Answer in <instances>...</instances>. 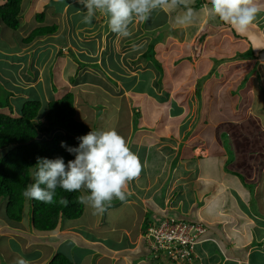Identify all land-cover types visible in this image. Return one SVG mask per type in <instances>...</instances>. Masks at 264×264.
<instances>
[{
  "label": "crops",
  "instance_id": "1",
  "mask_svg": "<svg viewBox=\"0 0 264 264\" xmlns=\"http://www.w3.org/2000/svg\"><path fill=\"white\" fill-rule=\"evenodd\" d=\"M75 5L85 14L77 0H22L20 27L5 32L10 45H0V51L26 70L38 51L54 45L49 58L59 93L52 83L47 89L54 99L73 94L75 119L87 126L86 134L110 128L121 134L138 155L141 172L129 183L126 199H114L103 214L85 206L86 221L61 218L54 229L37 230L26 204L17 225L0 223V264H14L17 257L47 264L57 252L76 264H164L147 258L151 254L144 238L145 226L164 215L207 227L205 237L211 240L197 245L202 264H264V12L241 34L210 18L203 11L207 0H194L197 19L183 26L186 38L178 40L179 34L166 31L163 38H154L152 57L145 58L150 41L145 36L163 21L146 27L134 22L132 36L121 38L99 15L92 29L72 24L69 8ZM42 11L40 23L35 15ZM172 11L175 16L184 9ZM0 23L3 38L6 26ZM165 23L163 27L169 25ZM44 24H56V32L23 43ZM171 26L182 28L174 20ZM71 28L89 30L83 48L94 52V61L81 66L73 60L70 54L82 50L74 44ZM23 58L25 64H19ZM157 60L163 69H157ZM82 67L83 75L76 79ZM37 70L44 72L43 67ZM145 71L151 74L147 81ZM37 80L27 82V88L36 87ZM237 94L242 102L236 101ZM224 136L232 143V154L227 155ZM123 215L131 217L129 224H118ZM108 231L120 232L126 244L120 245L121 236L117 244L107 243Z\"/></svg>",
  "mask_w": 264,
  "mask_h": 264
},
{
  "label": "clouds",
  "instance_id": "2",
  "mask_svg": "<svg viewBox=\"0 0 264 264\" xmlns=\"http://www.w3.org/2000/svg\"><path fill=\"white\" fill-rule=\"evenodd\" d=\"M85 14L82 22L91 24L97 15L106 18L107 27L121 38L132 36L130 25L145 22L153 12L183 8L174 17L177 26H190L197 19L191 5L194 0H77ZM203 11L212 19L231 25L238 33H247L257 15L264 12L259 0H207ZM135 45L133 50H135ZM77 147L61 142L75 158L65 161L37 157L32 174L33 183L22 192L26 199L45 204L55 202L57 188L67 192L86 190L78 201L90 208L93 214H103L114 199L124 201L128 185L140 175L141 162L126 139L115 129L91 130L77 138ZM67 203L66 200H61ZM14 264H29L23 257H17Z\"/></svg>",
  "mask_w": 264,
  "mask_h": 264
},
{
  "label": "trees",
  "instance_id": "3",
  "mask_svg": "<svg viewBox=\"0 0 264 264\" xmlns=\"http://www.w3.org/2000/svg\"><path fill=\"white\" fill-rule=\"evenodd\" d=\"M21 2L22 0H4L0 3V20L11 30L20 27ZM35 18L40 23L43 22L45 13L37 12ZM56 30V24L39 25L22 38V41L30 43L36 37L53 34ZM152 51L153 49H148L149 54H142V57L151 58ZM8 94L6 101L0 98V149L4 150L0 156V199L4 202L7 219L21 221L26 204L30 206L31 222L37 230H52L61 218L68 220L80 218L85 208V205L78 201V197L83 195L82 191L67 192L57 188L55 202L52 204L26 199L22 195L25 188L33 183L32 174L37 157L49 159L63 157L65 164L75 158L74 154L61 147V142L70 147H77L80 142L77 138L85 135L88 128L75 119L73 94L67 92L59 98L49 100L46 104L47 112L42 117L40 100L24 101L19 113L15 114L9 102L11 92ZM56 127L64 132L51 136V131ZM61 200H66L67 203H62ZM152 256L157 262L167 261L161 254ZM47 264L76 263L65 254L57 252Z\"/></svg>",
  "mask_w": 264,
  "mask_h": 264
},
{
  "label": "rangeland",
  "instance_id": "4",
  "mask_svg": "<svg viewBox=\"0 0 264 264\" xmlns=\"http://www.w3.org/2000/svg\"><path fill=\"white\" fill-rule=\"evenodd\" d=\"M74 5V4H73ZM78 5L75 6H70L69 11L72 12L73 15V22H71L72 24H78L79 27L83 26V15L84 13L80 10H78ZM196 12V11H194ZM180 13V12H179ZM197 13V12H196ZM174 12L172 10H168V11H164V10H158L152 13L150 19H148L147 21H145L144 26L146 27V25L148 23H151V25L159 23V22H164L166 21V23L164 25H167L165 27H163V22L162 24L160 23L159 26H155L152 31H150L149 33H147V35L145 37L150 38V41L148 42L147 46L148 49H153V44H154V38L156 39H161L163 38L166 33V31H168L169 33L173 32V34H179L178 36V40L180 39H185L186 38V34H187V30L186 28H184L183 26H181V30L179 31L178 28L173 29L172 25V20H174L173 16ZM202 15V14H201ZM201 15L199 17H201ZM74 20L76 22H74ZM94 18L91 24H84L87 26H89V29H92L93 25H94ZM1 24V23H0ZM4 26V25H3ZM4 28V35L3 38L0 36V45H4L5 47L9 48V43L7 41H10L9 37H5V32L8 34L11 32V30L7 27H3ZM74 28V27H73ZM72 29V37L74 39V44L76 45L77 49H81L82 52H73L70 55L74 58V61H77L79 65L84 66V63H89L91 61H94L93 56H94V52L92 50H89L87 48V46H85L83 48L84 45H86V40L85 39L87 33L89 32V30H79V28H76L75 30ZM163 28V29H162ZM78 29V30H77ZM183 29V30H182ZM183 32V33H182ZM186 32V33H185ZM89 34V33H88ZM188 35V34H187ZM201 38V35L199 37H197V40H199ZM58 41L63 40L62 37H60L59 39H57ZM94 39H91V43L93 42ZM94 44V43H93ZM88 47L91 46L90 43H87ZM54 48L55 46L52 44H48L43 51H38L35 55L36 59L34 60V64L32 66L31 63H29V65L26 67L25 69H22L20 65L17 66L16 63H14L12 61V57L10 56H6L4 55L3 52L0 51V98L4 99L6 98L7 95H9L8 93L11 92V97L12 100H9L10 103H12V109H13V113L18 114L21 106L23 104L24 101L27 100H32V99H38L41 101V117L44 116V114H46L47 112V102L51 99H54L55 95L53 94L54 92H50V90L47 89L46 85L52 83V88L55 89L56 91V95L59 93V91L57 90V88L55 87V83H54V71H53V60L50 62V58L52 57V55L54 54ZM87 53H86V52ZM197 52V51H194ZM193 52V53H194ZM148 54V53H147ZM198 54L196 53L197 56ZM27 56H25L26 58ZM29 57H32V55H29ZM23 58V61L19 64H25L26 59ZM193 59V58H191ZM105 63V61H103ZM116 62V61H115ZM137 67L141 66V63H143L142 60L137 59ZM28 63V62H27ZM26 63V64H27ZM116 65H118L117 63H115ZM154 64L156 65L157 69H159V67H161V69H163V67L160 65V63L157 61H154ZM99 67L101 65H98ZM98 66H95V68H98ZM40 67L44 68V72H42L41 74H37ZM116 69V68H115ZM83 67L81 68V70L78 72L76 79H79L80 77H82V71ZM143 76L146 77V80H148L149 76H151V74L147 71L142 73ZM217 75L219 76V71L217 72ZM39 79V80H37ZM37 80V85L36 87H29L27 88L26 83L27 82H35ZM132 81V79H130ZM128 80V81H130ZM162 80V79H161ZM127 81V82H128ZM201 82V80H199ZM160 84V83H158ZM144 86V85H141ZM52 89V90H53ZM245 91L241 92V95H244ZM237 94L235 96H237V102H242V100L240 99L241 95ZM11 99V98H10ZM60 132H64L61 128H54L50 135H56ZM222 140V143L225 144V148L227 149V155L232 154V149L229 148V145L232 144L229 142V140L227 139L226 136H224ZM258 145L256 143H254V147H257ZM4 152V150L0 149V156L1 154ZM84 193H86V190H84ZM87 194V193H86ZM4 202L2 201V199H0V223L1 222H7V223H11V224H18L14 221L8 220L5 212H4ZM27 210V209H26ZM128 214V213H127ZM110 216H115L116 213L114 212H110L109 214ZM82 220H87V215H83L81 216ZM120 221L118 222V224H122V225H126L129 224L131 221V217L128 218L121 216V218H119ZM62 220H66V219H62ZM92 221V220H91ZM80 222V221H79ZM104 225H110L109 223H105L103 222ZM106 226V227H107ZM106 235L109 236V240H107V243L109 244H117V240L119 239V237L122 235L120 232H113L111 233V231H108L106 233H104ZM118 241L122 242L120 245H124L126 244V240L124 238V236H121V239H119ZM81 243V242H80ZM74 244V243H73ZM152 254L147 258H149L151 261L153 260ZM164 264H170V263H166L164 262Z\"/></svg>",
  "mask_w": 264,
  "mask_h": 264
},
{
  "label": "built area",
  "instance_id": "5",
  "mask_svg": "<svg viewBox=\"0 0 264 264\" xmlns=\"http://www.w3.org/2000/svg\"><path fill=\"white\" fill-rule=\"evenodd\" d=\"M206 227L202 222L164 215L144 230L149 251L161 254L170 264H202L197 245L205 240Z\"/></svg>",
  "mask_w": 264,
  "mask_h": 264
}]
</instances>
